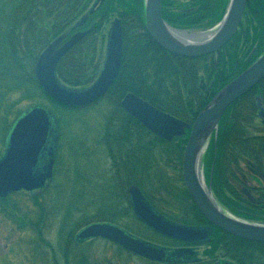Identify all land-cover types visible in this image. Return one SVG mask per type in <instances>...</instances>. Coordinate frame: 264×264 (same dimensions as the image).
<instances>
[{"label": "trees", "instance_id": "trees-1", "mask_svg": "<svg viewBox=\"0 0 264 264\" xmlns=\"http://www.w3.org/2000/svg\"><path fill=\"white\" fill-rule=\"evenodd\" d=\"M94 1L96 0H0V82L6 85H0V110L16 106L27 98L25 95L18 97L17 93L12 92V90H16L15 87L23 89L26 95L27 92L39 90L45 98L59 108H81L60 105L44 91L35 74L37 58L49 41L69 28H73V23L78 19L85 15L89 16L84 27H91L89 34L61 59L58 65V74L60 79L70 86L86 87L90 85L97 77L102 65L107 24L112 15L116 14L121 17L123 23L124 56L115 83L103 97L114 106L111 119L113 116H119L120 113L125 114L122 117L126 136L130 137L133 130L137 133L142 132L143 135L150 132L137 119L127 114L122 106L123 97L129 92H134L157 107L193 123L210 99L199 97L201 102L199 106H195L193 100L184 98V95L189 91L200 92L196 62L193 59L169 53L148 34L138 33V30L145 27L144 0H102L99 7H95ZM228 1L205 0L204 5L199 1L197 5L201 6L197 9L198 11L189 15V19L193 20L201 16L207 22L202 23L200 27L209 28L221 20ZM93 2L94 6H92ZM168 2L169 0H162L164 17L170 16L166 11ZM90 5L91 8L87 12ZM245 22L256 24L255 37H253L256 45L248 59H239L240 63L232 74L233 76L244 71L264 52V0H248L241 26ZM181 23L187 26V24ZM246 31L248 33L249 29L247 28ZM247 38L248 34H246V40ZM229 45H226L225 48ZM235 47L237 48V46ZM226 52L224 57H230L231 53L239 55L238 48L235 51H232V48L227 49ZM235 63L237 64V61ZM235 63L233 64L235 65ZM216 65V61L213 62V67ZM228 78L225 77L220 86L215 87L212 96L227 83ZM259 92L264 97V78L253 89L235 101L224 114L219 134L217 138L213 137L208 152L211 158L216 155L215 176L217 174V178L221 179L224 177V173L228 174L240 169L241 163L250 156H253L257 164H260L261 169H264V127L258 130L257 135L250 134L251 128L254 127L253 123L258 117L259 108L256 97ZM10 93L12 101H9L7 97ZM167 100H170L171 103H168ZM84 108L86 107L81 109ZM182 108H188L189 111H184ZM19 113L21 112L14 113V118ZM9 115L12 114L9 113ZM9 123L10 121L6 122L5 126L7 127ZM150 134L153 133L150 132ZM154 137L155 140L150 141L151 144L146 147L147 149L143 148L145 157L149 151L160 145L169 144L171 148L177 150L179 156L177 159L181 165L188 137L177 138V144L166 142L156 135ZM125 180H123L125 185L134 182L132 179H129V183L128 180L126 182ZM246 210L252 215L264 213V210L258 208ZM191 211L195 218L194 223L207 222L194 202L191 203ZM91 222L94 221L84 220L77 225L80 229ZM73 236H75V232L70 234L68 242L65 246L62 244L60 248L66 254L69 253V245L74 242ZM215 237L213 252L220 245H224L225 250L239 264H254L257 260L255 255L248 252L250 247L258 248L260 253L264 254V243L241 239L219 228H217ZM245 249L247 251L244 253ZM237 253L239 256L235 257L234 255ZM84 260L83 257L80 260L77 259L76 264H86ZM54 263L63 264L60 261H54ZM67 264H73V261L69 259Z\"/></svg>", "mask_w": 264, "mask_h": 264}, {"label": "water", "instance_id": "water-1", "mask_svg": "<svg viewBox=\"0 0 264 264\" xmlns=\"http://www.w3.org/2000/svg\"><path fill=\"white\" fill-rule=\"evenodd\" d=\"M102 1H99L101 4ZM248 0H229L226 12L216 27L201 33H190L175 28L162 16V0H144L146 29L163 49L188 58H196L219 51L237 32ZM86 34L79 32L60 44L67 34L50 42L39 55L35 71L44 90L56 102L69 106H87L104 96L119 75L123 60L122 21L116 18L111 25L103 68L97 80L87 88H70L61 83L57 66L61 58ZM196 34V35H194ZM264 78V52L244 71L228 81L189 124L167 113L135 93L122 100L126 111L159 137L171 141L190 130L183 154L182 170L186 187L196 205L208 221L220 229L242 239L264 242V223L233 216L217 202L211 187L203 177L202 160L213 136L219 132L223 115L240 97L253 89ZM257 104L264 120V97L257 96ZM57 122L53 114L41 106L31 107L14 121L6 138L5 150L0 157V196L14 190L32 189L44 184L52 176L58 138ZM50 143L51 148H49ZM133 205L138 216L156 231L187 242L210 239L212 227L186 226L170 222L152 209L140 188H131ZM94 238L108 239L125 250L147 260L178 264L195 261L189 250L170 252L166 247L142 239L108 222H95L76 234L77 242ZM216 264H233L229 261Z\"/></svg>", "mask_w": 264, "mask_h": 264}, {"label": "rangeland", "instance_id": "rangeland-1", "mask_svg": "<svg viewBox=\"0 0 264 264\" xmlns=\"http://www.w3.org/2000/svg\"><path fill=\"white\" fill-rule=\"evenodd\" d=\"M178 2L179 0H171L170 4L176 6ZM115 16L116 14L112 15L111 21ZM255 26L256 24L245 22L230 45L221 52L194 60L199 64L196 65L200 70L199 83L203 81L205 84H210L213 74L218 71L213 67L215 61H219L217 67L224 71L223 75L229 71L228 77L232 76L240 60L248 59L255 49L256 42L253 41ZM246 34H248L247 40ZM233 45L237 46L239 55L231 53L230 57H224L227 49L232 48V51L237 49ZM203 66L206 67V72H203ZM1 84L5 85L3 82H0ZM14 89L16 90L12 92L17 93L18 97L25 95L27 98L16 106L0 110V115L2 114L0 155L4 150L5 134L14 120V113L23 112L35 104H40L55 113L61 124L62 137L54 178L46 188L20 191L7 198H0V264H55L54 261L67 264L69 259L76 264V260L82 257L86 264H155L131 255L104 239H94L81 245L74 241L69 245L68 254L60 248L62 244L65 246L72 232L78 231L77 224L80 222L106 220L105 213L113 204L110 187L120 186L121 183L125 185L123 182L125 179L128 183L129 179L134 180L132 184H137L151 195L157 191L154 186L175 187L171 191H179L176 195L182 197L180 188L184 184L177 150L171 148L169 144H163L149 151L148 154L146 152L145 157L143 151L151 144L150 141L155 140L154 135L150 132L143 135L142 132L137 133L133 130L132 137L126 136L123 122L125 114L120 113L119 116H113L111 119L114 106L106 99L99 100L97 104L84 109H66L57 107L39 90L27 92L26 95L23 89L19 87ZM10 95L12 94H8L7 97L12 101ZM9 121L6 127L5 123ZM253 126L250 134L257 135L258 130L264 127L262 119L257 117ZM141 157V161L137 160ZM222 190L228 196V190ZM160 192L157 191L163 198L168 197L167 191L163 188ZM190 213L186 216L180 215L179 218L187 224L197 225L193 222L195 218L192 216V211ZM113 220L132 229L145 239L163 245L181 247L177 241L161 237L143 225L114 217ZM207 247L208 244H205L197 249L203 251ZM253 248L250 247L248 252L257 257V263H264V254L260 253L258 248ZM246 251L247 249L244 253ZM229 254L224 245L213 252V256L217 255L216 257L222 258V261H233ZM234 256H239V253Z\"/></svg>", "mask_w": 264, "mask_h": 264}, {"label": "flooded vegetation", "instance_id": "flooded-vegetation-1", "mask_svg": "<svg viewBox=\"0 0 264 264\" xmlns=\"http://www.w3.org/2000/svg\"><path fill=\"white\" fill-rule=\"evenodd\" d=\"M170 1L171 0H169V2L166 4V11H168L170 16H167V17L163 16V17L171 26L178 28V29H182V30H189L191 32L196 31L197 33L203 30H207V28L205 27L204 28L200 27L202 23L207 22L205 18L202 19V17L199 16V18H195L193 20L189 19V15L192 12L198 11L197 9H199V7L201 6L200 4H203V5L205 4L204 2L205 0H182V2H180L179 0L176 6H172L170 4ZM199 1H200V4L197 5V2ZM90 8L91 6L88 7L87 12L88 10H90ZM88 19H89V16L87 15H86L85 21L82 20L81 22H79L80 19H78L75 23H73L74 27L69 28L67 32L75 33L77 31H82V30H89L90 32L91 27L84 28ZM181 22L187 24V26L182 25ZM109 23L107 25H109ZM189 25L191 26L189 27ZM144 28H141L140 30H138V33L146 34L145 32H141V30H144ZM219 52H217L216 54H218ZM205 57H208V55L195 58L193 60H199ZM216 63L219 64V61H216ZM196 65H199V64H196ZM203 67H204L203 68L204 71L203 70L202 71L206 72V69H205L206 67L205 66ZM197 68H198V75H199V72H200L199 66ZM215 68L218 71L216 72V74H213V77L211 78V82L209 85L201 81L198 86L200 88V92L192 93L191 91H189L188 93L184 95V98L187 100L189 99L193 100V103L195 106H199L201 102V100H199L200 99L199 97H202L204 99L209 98L212 95L215 87H218V85L224 80V78L229 76V71L225 72V75H223L224 71L220 70L219 66L217 67L216 65ZM232 76L230 78H232ZM230 78H228V80ZM167 102L171 103L170 100H167ZM173 103H175V101H173ZM182 110L189 111L188 108H182ZM210 145L208 146L209 149H210ZM137 160L141 161L142 157L138 158ZM203 161H204L203 177H204L205 183L207 186L211 187L217 202L220 204V206L225 211L229 212L230 214L236 217L245 218L249 220L261 219L260 221H264V213L252 215L250 214L249 211L246 210V209H251V208H254V209L258 208V209L264 210V169L260 168V164H257L255 162L253 156H250V158L248 159L245 158V161L241 163L240 169L231 171L228 174L224 173L223 175L224 177H221V179L217 178V174L215 176L216 155L214 158H211L210 153H207ZM182 181H183V177H182ZM45 186H46V183L41 185L42 188H44ZM132 186L133 184L110 187L111 189L110 192L112 193V198H113V204L111 208L108 210V212L105 213L106 220H101V221L112 222L114 224H117L129 230L130 232L134 234L139 235L132 229L125 227L122 224L116 223V221L113 220V217L118 218L119 220L129 221L130 223L134 222L136 224L143 225L144 227L155 232L161 237H165L169 240H174L172 238H169L155 231L154 229L149 227L138 216V214L135 211L132 196L130 193ZM154 188L159 193H161L160 189L163 188L164 190L167 191L166 193L168 197L163 198L161 195H159V193H157V191L151 195L150 193H147L144 189L140 187L142 194L144 195L146 201L149 203L152 209L156 211L158 214H160L166 220H169L175 223H180V224H187L182 218H179V217L180 215H184V216L189 215V213L191 212V203L194 201L191 195L189 194L187 188L185 187V185H183L180 188L181 189L180 192H182V197H177L176 194H179V191H171V189L172 188L175 189V187H165V188L161 187L160 188V187L154 186ZM222 189L228 190L227 191L228 196L224 194ZM108 216L110 218H108ZM246 216H250V217L246 218ZM188 224L191 225V223H188ZM208 224H209L208 222H205V223L197 224V225H208ZM216 231H217V228L213 226L212 235L210 236V239L201 241L198 243L177 241L181 245L180 249L184 248V249L189 250L192 256H194L196 252L198 253L196 254V256L198 257L195 261H191V262H187L183 264H214L216 262L222 261L221 260L222 258L216 257L217 255L213 256V253H212L213 243L215 242V238H216L215 237ZM205 244H208L207 249L203 251L197 249L198 247L205 245ZM165 246L171 252L179 249L177 247L170 246V245H165ZM219 247L221 249L222 245ZM233 262L235 264H239L235 259H233ZM254 264H264V263L262 262L257 263V261H255Z\"/></svg>", "mask_w": 264, "mask_h": 264}, {"label": "bare ground", "instance_id": "bare-ground-1", "mask_svg": "<svg viewBox=\"0 0 264 264\" xmlns=\"http://www.w3.org/2000/svg\"><path fill=\"white\" fill-rule=\"evenodd\" d=\"M199 34H201V33H197V35L196 34H194V35L198 36Z\"/></svg>", "mask_w": 264, "mask_h": 264}]
</instances>
